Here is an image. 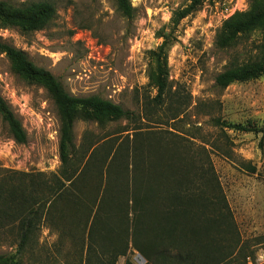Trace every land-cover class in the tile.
Listing matches in <instances>:
<instances>
[{"label": "trees", "instance_id": "1", "mask_svg": "<svg viewBox=\"0 0 264 264\" xmlns=\"http://www.w3.org/2000/svg\"><path fill=\"white\" fill-rule=\"evenodd\" d=\"M113 1L123 17L132 18L129 0ZM205 1L191 0L186 8L173 12V28ZM55 15L54 6L46 1L15 6L0 0L3 29L33 33L46 28ZM255 32L261 38L255 59L230 64L216 76L217 89L264 75V0H248L246 11L223 21L214 45L229 49ZM171 46L169 36H162L147 72L155 96L143 111L168 107L170 119L176 120L190 103L189 96L169 81ZM0 54L14 74L47 92L60 124L56 173L0 169V246L14 250L0 254V264H116L122 257L124 264H133L129 257L134 254L144 264H233L237 257L245 258L246 248L206 144H197L190 130H119L108 140L76 147L75 122L105 126L131 121L133 113L97 96L69 95L51 73L1 40ZM0 116L14 143L25 145L26 132L1 98ZM210 122L219 129L264 137V124ZM43 229L56 235L50 247L39 245ZM66 241L73 246L64 249Z\"/></svg>", "mask_w": 264, "mask_h": 264}, {"label": "rangeland", "instance_id": "2", "mask_svg": "<svg viewBox=\"0 0 264 264\" xmlns=\"http://www.w3.org/2000/svg\"><path fill=\"white\" fill-rule=\"evenodd\" d=\"M5 1L15 6L46 1L54 6L56 15L46 28L28 34L0 26L3 43L23 51L35 67L51 73L69 95L97 96L134 115L131 121L105 126L75 122V146L104 137L103 141L108 140L119 130H190L197 144H206L246 248L245 258L237 257L233 264H264V137L219 129L210 122L219 119L248 127L264 124V75L224 90L215 87L216 76L230 64L241 65L257 55L258 32L229 49L214 45L223 21L246 11L248 0L205 1L175 29L173 12L186 8L191 0H129L132 18L123 17L113 0ZM162 36H169L172 43L167 53L169 81L189 96V107L176 120L170 119L168 107L143 111L144 104L155 96L147 72ZM0 98L27 134L25 145L14 143L0 116V169L56 173L60 124L55 105L42 87L14 74L3 54ZM54 242L55 233L43 229L39 245L46 248ZM72 246L66 241L64 249ZM13 252V248L0 246V254ZM129 258L133 264H141L137 254ZM124 261L119 258L116 264Z\"/></svg>", "mask_w": 264, "mask_h": 264}, {"label": "water", "instance_id": "3", "mask_svg": "<svg viewBox=\"0 0 264 264\" xmlns=\"http://www.w3.org/2000/svg\"><path fill=\"white\" fill-rule=\"evenodd\" d=\"M137 260H139L141 264L144 263V259L140 255H137Z\"/></svg>", "mask_w": 264, "mask_h": 264}, {"label": "built area", "instance_id": "4", "mask_svg": "<svg viewBox=\"0 0 264 264\" xmlns=\"http://www.w3.org/2000/svg\"><path fill=\"white\" fill-rule=\"evenodd\" d=\"M140 263V262H139Z\"/></svg>", "mask_w": 264, "mask_h": 264}]
</instances>
